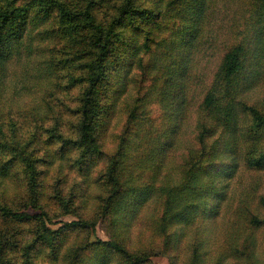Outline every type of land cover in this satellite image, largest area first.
<instances>
[{
	"label": "trees",
	"instance_id": "trees-1",
	"mask_svg": "<svg viewBox=\"0 0 264 264\" xmlns=\"http://www.w3.org/2000/svg\"><path fill=\"white\" fill-rule=\"evenodd\" d=\"M229 1L0 0V189L25 174L34 188L33 203L42 202V178L65 173L52 148L59 142L62 156L74 154L68 179H57L62 196L67 195L63 188L73 181L71 202L89 196L91 185L103 183L109 191L103 212L117 230L129 227L131 215L139 214L152 200L156 211H162L155 227L166 244L174 223L219 214V199L228 196L227 191L222 197L223 179L242 172L264 173V103L250 102L241 94L256 79L264 83V0H240L252 7L248 22L241 26H235L242 21L236 18L238 12L226 8ZM232 15L233 24L225 27L222 22ZM224 36L229 38L223 43ZM157 44L161 52L149 61ZM209 48L212 53L221 51V62L203 97L204 118H199L194 143L187 147L191 137L185 127L190 115L188 79L197 67L195 60L205 58ZM48 57H53L56 77L52 90L35 104L23 100L20 109L11 106L18 92L9 83L22 79L26 82L22 92L30 93V77L37 87L51 74V68L44 67ZM151 65L164 69L163 114L157 130L142 134L139 124L147 97L142 87L131 92L129 79L134 70ZM73 87L76 93L69 95ZM67 98L75 103L73 126L61 104ZM119 117L124 124L119 144L108 153L103 137ZM70 133L76 139L66 140ZM185 147L186 154L182 153ZM169 153L181 158L180 185H170L167 175L163 176L166 185L135 182L145 172L160 175L171 160ZM95 168H101L97 176H93ZM244 189L248 196L231 215L227 244L230 254L243 264H254L259 256L254 238L264 232V188L254 181ZM0 215L12 220L35 217L1 203ZM71 225L89 226L85 221ZM59 237L60 233L43 236L51 245ZM113 243L124 241L119 238ZM199 249L200 244L194 249L197 255ZM118 254L130 260L136 252L127 246L109 247L97 257L110 259Z\"/></svg>",
	"mask_w": 264,
	"mask_h": 264
},
{
	"label": "rangeland",
	"instance_id": "rangeland-1",
	"mask_svg": "<svg viewBox=\"0 0 264 264\" xmlns=\"http://www.w3.org/2000/svg\"><path fill=\"white\" fill-rule=\"evenodd\" d=\"M226 3L228 12L232 8L235 13L236 11L238 12V14L236 13V18H242L240 24L235 26H241L248 22L252 7L243 5L240 0H231ZM222 14L221 16L226 15L224 11ZM233 18L234 15L232 17L228 16V21L224 20L222 24L225 23L224 26L229 27L233 24ZM228 38L229 36H224L222 42L224 43ZM54 46V42H52L50 49L53 50ZM153 51L154 54L149 61H152L160 54L161 45L157 44L156 49ZM211 51L212 49L209 48L205 58L201 57L195 60L197 67L191 70V75L188 79L187 88L190 89L188 93L190 102L188 110L190 115L185 127L186 133L191 137L190 141L185 142L186 146L187 144L189 146V143H194L193 129L199 123V118H204L200 113L203 97L205 91H208V85L212 82V78L221 62V51L218 52L217 50L213 53ZM46 59L47 62L44 67H49L47 70L51 68V74L42 79L40 86L37 87L36 83L33 82L34 79L30 77V93L22 92V89L26 86V82L22 79H13L9 83L10 89L14 88L18 92L17 98L12 99L11 106L20 109L23 100H31L35 104L36 101H39L52 90L56 81V77L54 78L53 76L54 62L53 57ZM32 68L35 69L36 67L34 68L33 65H30V69ZM137 72L138 84L134 81L137 77ZM163 72L164 69L155 68L154 65H151L146 69L139 68L134 70L133 77L129 79L130 91L132 92L142 87V94L147 97V109L143 120L139 124L142 134L146 130L153 133L154 130L160 127L159 121L163 114L164 104V97L162 96L165 87ZM263 84V82H259L256 79L254 86L248 91H242V96L250 102L259 101L263 105ZM76 90L77 88L75 87L69 95L75 94ZM62 91L64 92V89ZM61 104L67 111L70 126H73L75 122L73 118L75 117L72 116L71 112L75 109L74 101H69V98H67ZM49 116L54 118L51 113ZM123 125L122 118L119 117L104 134L105 150L108 153L113 152L117 148ZM74 139H76L74 134L70 133L67 135L66 140ZM61 145V143L57 142L52 144V148L56 150V158L61 160V166L65 173L61 175L60 172H57L50 179L46 176L42 178L43 184L39 188V193L43 196L42 202L36 205L33 203L32 197L34 194L32 192L34 188H30L28 177L25 174L22 175L20 180H9L7 185L5 184L1 187V204L15 210L30 212L35 217L30 220H12L0 215V264H243L238 258L234 257L235 255L230 254L227 244V231L230 229L233 211L236 208L238 209L240 200L248 196V191L244 188H251L254 185V181L264 188V173L242 172L234 178L223 179L221 183L223 187L222 197H225L224 195L227 191L228 196L227 200L225 198L219 199L221 204L219 214L217 213V216L207 218L197 215L191 218L189 222L182 219L174 223L170 229V240L166 244L165 237L160 236L157 232V227H155V222L162 211H156L157 203H153L154 200L150 201L144 209L142 208L136 216L133 217L131 215L129 227L117 230L119 227L115 229L110 219L103 212L104 203L109 198V191L103 183L91 185L89 196L85 198L77 197L75 201L71 202L70 190L72 191L73 181L71 186L63 188L67 195L64 196L63 194L62 196L61 188H58L57 179L60 176L63 181L68 179L71 173V168H69L68 164H70L74 154L67 152L65 156H62L59 150ZM187 147L183 149L182 153L187 151ZM169 158L171 160L166 162L161 168L160 175L154 176L145 172L137 176L135 182L139 181L143 184L154 182L156 186L166 185L167 180L163 176L167 175L170 185H180L177 183L182 181L181 169H179L181 158L172 153H169ZM217 161H221V158L218 157ZM93 171V176H97L101 172V168H95ZM215 185L217 186V183ZM77 188L80 187L78 186ZM223 210L225 211L222 217ZM75 221L88 222L89 226L71 225ZM56 233H60V237L55 245H51L50 240L43 238V236L54 237ZM256 235L253 247L256 253L259 252V256L254 264H264V232H258ZM119 238L124 241V244L117 245L113 243ZM255 241H257L258 245L262 243V246L257 247ZM109 243H111L109 247L115 249L119 248V246H127L133 249L136 254H132L130 260L122 254L110 259L107 257L98 258L97 254L103 249H108L109 247H105V244ZM199 244L200 254L197 255L194 249Z\"/></svg>",
	"mask_w": 264,
	"mask_h": 264
}]
</instances>
